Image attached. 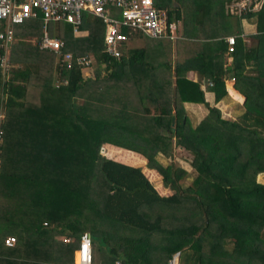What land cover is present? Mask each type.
Masks as SVG:
<instances>
[{
  "label": "trees",
  "instance_id": "1",
  "mask_svg": "<svg viewBox=\"0 0 264 264\" xmlns=\"http://www.w3.org/2000/svg\"><path fill=\"white\" fill-rule=\"evenodd\" d=\"M230 1L154 0L167 21L182 23L172 72L146 66L135 55L142 49L109 56L104 25L90 14L85 36L59 22L52 32L63 51L91 57L97 67L88 75L38 49L40 19L12 26L10 67L0 74V264H73L83 232L93 263L167 264L178 252L177 264H264V183L256 179L264 174V0L239 15L225 12ZM243 19L254 27L247 45ZM225 35L234 36L229 64ZM193 38L200 51L189 55ZM228 73L244 98L232 120L200 87L203 80L214 102L227 93L240 101L226 93ZM54 76L65 82L54 88ZM184 102L207 110L193 126ZM104 143L140 154L157 177L100 155ZM175 148L189 155L187 166L157 162ZM163 187L168 195L157 192Z\"/></svg>",
  "mask_w": 264,
  "mask_h": 264
},
{
  "label": "built area",
  "instance_id": "2",
  "mask_svg": "<svg viewBox=\"0 0 264 264\" xmlns=\"http://www.w3.org/2000/svg\"><path fill=\"white\" fill-rule=\"evenodd\" d=\"M245 2V0H231L225 4V12L239 15L243 9L254 10V3L258 0ZM261 2V1H260ZM251 3V4H250ZM259 7V6H258ZM117 11V15L113 12ZM90 14L98 17L104 25L103 45L105 52L118 58L121 55L120 47L132 35L139 32L148 38H176L174 35L176 25L166 20L164 9L158 8L154 0H0V74L7 75L10 63L7 58L8 44L13 40L12 26L28 19L41 20V34L35 40L38 49L52 51L58 59L59 67L69 68L73 65L84 70L92 64L88 54L73 55L63 51V40L58 35H52L48 31L49 23H63L70 26L72 35H79L82 16ZM125 29L126 31H123ZM227 52L233 50L234 36L225 38ZM58 73V71H57ZM65 79H57L54 87ZM3 111L0 109V122ZM0 127V141H1ZM69 241V238H63ZM15 242L13 236H5L3 244L12 246ZM178 252L171 255L167 264H177ZM74 262L76 264H102L93 263L91 257V241L88 232H83L74 250ZM116 264V262L114 263Z\"/></svg>",
  "mask_w": 264,
  "mask_h": 264
},
{
  "label": "crops",
  "instance_id": "3",
  "mask_svg": "<svg viewBox=\"0 0 264 264\" xmlns=\"http://www.w3.org/2000/svg\"><path fill=\"white\" fill-rule=\"evenodd\" d=\"M173 22L175 23L176 25V31H174V35H177L176 38H173V39H166V38H148L144 35H142L141 33L137 32V33H134L130 36L129 39H132V38H143L145 39V43L144 45H138V48L136 49H142L144 51V54L143 56L140 54V53H136L135 55H137L139 58H142L143 62L146 63V66H153V67H156L158 66L159 64L163 63V64H169L170 65V71L172 72L173 71V67L175 66V62H176V58H177V55L176 54V47L178 45H176L178 43V39L181 37V25L182 23L179 21V19H176V20H173ZM240 28H241V33H240V37L241 39L243 40V42L247 45L249 43V40H248V35L251 34V33H254V27H253V24L245 21L244 19L241 21L240 23ZM54 32V31H53ZM52 34V33H51ZM52 35H57V34H52ZM85 36L86 35V31H81V33L79 35H76V36ZM72 36H75V35H72ZM228 36V35H225L223 37V41H225V37ZM233 36V35H232ZM127 39V41L129 40ZM102 42H103V37H102ZM202 41L201 40H197L195 38L191 39V47H190V54H193L195 52H198L200 51V44ZM226 43V42H225ZM180 44V43H179ZM227 47V44L225 45ZM124 49L125 50H130L132 48H129V47H126V45H124ZM186 49H182V53L185 52ZM177 52L179 53V50H177ZM226 64H229L230 63V57H229V54L226 50ZM229 68V66H228ZM57 73V71H56ZM83 74H86L83 70ZM187 78L191 79V80H196L197 77L195 75L194 72L192 71H188L187 72ZM56 77L54 79V83L56 81ZM200 82V81H199ZM234 80H233V77L231 76V73H228L226 75V79L224 80V86L226 88V92H227V89H229L230 87L237 93V95H235L234 93H232L230 90V94L235 98V99H238V100H242L241 101H236L235 100V103L238 107V109H240L239 112L242 111V103H243V96L234 88ZM54 85V84H53ZM227 85H228V88H227ZM200 87L204 89V99L205 101L209 104V105H212V103H223L221 102L222 100H219V101H216L214 102L213 101V94L212 92H210L209 90H207L206 88V85L204 83V81L202 80L200 82ZM142 89V88H141ZM228 94V93H227ZM231 98L229 95L228 97H224V99H229ZM234 100V99H233ZM183 107H184V110H185V113L188 114V113H193V117H196V116H199L197 118V120H200L206 113V108L204 105L200 104V103H190V102H184L183 103ZM197 113V114H196ZM164 188V191H160L157 189V192L160 194V195H168L170 192L169 190L166 188V187H163ZM73 264H76L73 260Z\"/></svg>",
  "mask_w": 264,
  "mask_h": 264
},
{
  "label": "rangeland",
  "instance_id": "4",
  "mask_svg": "<svg viewBox=\"0 0 264 264\" xmlns=\"http://www.w3.org/2000/svg\"><path fill=\"white\" fill-rule=\"evenodd\" d=\"M170 1H172V0H155V3L157 5H166ZM233 1H235V0H233ZM250 1H252V0H249V2ZM258 1H259L258 5H257V3H254L253 8H255L256 6L258 8L261 0H258ZM245 2H247V0H245ZM113 15L116 16L117 11H114ZM59 26L61 28H65L68 25L61 23V25H59ZM48 31L50 34L54 31V23L48 24ZM33 41L35 42V40H33ZM144 43H145V39H143V38H137V39L132 38V39H129L128 41H126L124 43V45H126V47L136 49V48H138V45H144ZM55 60L57 63L58 59L56 57H55ZM96 67H97V65L93 61V63L91 64V66L89 68L84 69V72L86 73V75H88V74H90L91 70H93ZM55 74L57 75L56 71H55ZM54 77H56V76H54ZM53 84H54V78H53L52 84H51L54 87ZM227 88H228V85H227ZM225 90H226V88H225ZM227 91L229 92V89H227ZM226 97H228V94ZM221 100H222L221 102H223V103H212V106H215L216 108L219 109L222 118L231 119V120L234 119L236 117V115L239 113L241 108L238 109V107L235 103V100H233L232 98H229L227 100L222 98ZM241 100H242V98H241ZM192 114L188 113L186 115L189 118L191 125L193 126L199 121V120H197V118L199 116H196L197 117L196 118V117H193ZM99 152H100V155L107 157V158H110V159H113V160H116V161H120V162L130 164V165L142 166V170L144 171L146 177H148V179L151 182H152L153 178L157 177V172L154 169L147 168L145 159L140 154H138L136 152H132V151H129V150H126L123 148H119V147H116V146H113V145L107 144V143H104L100 146ZM188 158H189V155L186 152H184L182 149L175 148V149H173L172 156L170 157V159H164V158L157 157L156 160H157V162H159V164H161L163 166L166 165V163H171L172 165L187 166V164H188L187 159ZM189 179L190 178H187L186 182L189 181ZM256 179L259 182L264 183V174L257 175Z\"/></svg>",
  "mask_w": 264,
  "mask_h": 264
},
{
  "label": "bare ground",
  "instance_id": "5",
  "mask_svg": "<svg viewBox=\"0 0 264 264\" xmlns=\"http://www.w3.org/2000/svg\"><path fill=\"white\" fill-rule=\"evenodd\" d=\"M229 90L234 93L235 95H237V93L230 87Z\"/></svg>",
  "mask_w": 264,
  "mask_h": 264
}]
</instances>
